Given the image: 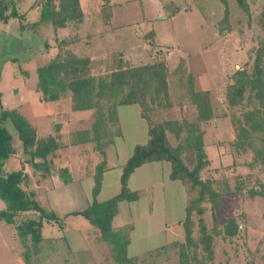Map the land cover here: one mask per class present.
Returning a JSON list of instances; mask_svg holds the SVG:
<instances>
[{
    "label": "rangeland",
    "instance_id": "374dc122",
    "mask_svg": "<svg viewBox=\"0 0 264 264\" xmlns=\"http://www.w3.org/2000/svg\"><path fill=\"white\" fill-rule=\"evenodd\" d=\"M116 1L112 5V23L107 24L102 17L99 10L101 0H81L86 14L84 22L69 23L66 27L57 30L48 24L39 23V10L31 8L35 0H24L17 5L20 13H27L26 18L22 21L23 26L19 19L10 18L6 21L0 13V112L2 108L18 109L37 128L41 137L50 135L54 132L55 125L61 124L60 140L67 146L57 152L53 172L67 167L74 174L75 179V183L64 187L59 182V175L54 173L47 178L45 185L37 188V191L33 183V179L36 177L30 176L29 180L32 182L27 189L35 192L36 199L42 206L50 208L53 201H51L48 190L59 188L54 190L56 195H62V198L56 202L57 212L61 214L70 210H78L81 207L80 195L82 201L87 199L91 202L93 198L92 187L97 167L95 164L97 154L93 152L89 155L81 154L83 148L87 150L88 146L91 145L81 147L69 144L72 132L91 127L95 119V111H71L70 98H63L58 103L40 102L41 94L36 90L37 68L51 62L61 53L57 42L65 39L70 43L67 47L64 45L66 47L63 48L64 52L72 51L76 55L81 54L83 57L91 58L92 68L96 73L108 70L116 60L120 59L134 58L137 61H146L144 32L149 29L156 32V41L159 44L170 47L171 61L169 64L174 67L179 65L178 63L182 59H185L184 63L187 62L190 72L195 77L196 88L199 91L210 90L217 114L226 117L215 118L207 126L203 125L206 131L204 142L210 160V166L203 172V178L214 180L215 188L221 193L226 188L227 180L231 182V187L238 185V179L243 180V189H246L247 192L252 187L263 184L264 172H261L260 175L256 172L253 175L245 167L246 163L251 161V154L236 156L231 152L228 143L231 142L233 136L232 116L233 114L239 116L241 111L239 109L229 110L224 95L225 87L234 71L243 68L251 71L256 48L259 43L264 44V27L259 19L263 0H246L250 6V15L240 7L238 0H227L229 16L227 23L222 25L223 34L219 32V26L221 20L224 19L225 5L217 0H200L199 7H193L190 12L182 11L175 17H166L163 20L153 22L151 25L142 21L141 0ZM172 1L176 6L184 5L183 0ZM172 1L165 0L169 4ZM188 1L191 4V9L194 2L193 0ZM11 10L9 9L6 14H10ZM124 27L130 37L128 41L111 42L113 39H110V43L107 45L100 43L108 37H116L118 31ZM89 35L92 37L87 38ZM63 57H66L65 53ZM113 60L115 61L113 62ZM186 73L189 72L186 71ZM179 74H181L180 71ZM120 107L119 115L121 114L123 133L116 138L107 152L108 159L117 166L124 162L130 154L133 144L140 142L142 134L147 129V123L137 116L136 106H134L136 110L127 108V106L120 110ZM195 115V107L185 105L183 108H174L170 111L169 116L163 112L157 114L156 118L157 120L171 118L191 120ZM6 126L14 135L16 148L15 156L7 160L4 165V169L11 172L21 168L23 161L26 162L25 165H29L27 164L28 157L23 153L22 144L17 133H14L13 126L9 122ZM176 141L173 136L174 145ZM226 155L229 158L234 157L235 162L226 161L229 159ZM186 162L192 165L188 159ZM234 163L237 164L235 170L226 171L227 167L232 168ZM78 167H80V174L84 175L81 178L77 177L78 175H75L74 172L78 170ZM117 171L118 169H115L110 172L108 176L110 184L116 177ZM27 172L30 173L31 170L28 168ZM156 172L138 174L134 179L133 186L141 189L149 183H155L154 181L162 176L161 170ZM249 175L252 177L248 178ZM164 178L168 193V185L171 182L166 175ZM106 191L102 190V195L106 194ZM225 193L226 191L222 193L221 200L219 199L215 205L208 200L204 201L202 203L205 210L203 215L199 216L197 213H193L194 237L201 236L199 229L201 218H203L208 231L213 233L215 229L223 226L227 214L232 213L234 215L248 209L251 224L242 235L236 238H228V240L223 235L214 237L213 264H264V198L258 197L251 200L248 197L249 194L245 192L242 194L232 192L229 195ZM146 194V192L145 194L141 193V202L139 201L140 204L145 203L143 205L145 207H141L144 213L146 207L149 206L146 204ZM240 195H246L248 199H242ZM189 198L191 200V197ZM4 206V202L0 199V208H4ZM223 210L225 215L222 216ZM166 212H168L167 208ZM138 224L142 225L143 220L138 221ZM63 229L64 231H61L62 229L58 226L45 223L42 231L45 240L39 247L31 246L27 249L21 240H14V236L10 232L11 229L6 228L9 248L6 251L0 245V264H4L3 261L6 256H9L7 264H52L46 259V250L50 255L54 253L56 262L58 261L57 264H92L90 253L96 257V251H92L89 249L90 247L87 248L88 239L83 234L86 231L87 233L91 231V236L96 235L94 229L91 230L90 223L80 215H70L66 219ZM80 230H82L81 234ZM56 237L62 239L63 244L56 246V241L60 240L59 238L55 240ZM69 242L74 252L72 254H69L70 250L67 244ZM99 244L104 247L105 253L109 255L105 243L100 242ZM173 244L174 242L170 243L169 248H163L160 252L155 250L152 255L147 257V263L177 264L178 249L171 248ZM57 250H60L59 254ZM171 253H174L173 256L167 259ZM13 257L16 258L14 262ZM106 258H104L103 253L101 258L94 259L100 260V264H102L103 259Z\"/></svg>",
    "mask_w": 264,
    "mask_h": 264
},
{
    "label": "trees",
    "instance_id": "16d2710c",
    "mask_svg": "<svg viewBox=\"0 0 264 264\" xmlns=\"http://www.w3.org/2000/svg\"><path fill=\"white\" fill-rule=\"evenodd\" d=\"M24 0H0V13L6 21L10 18L19 19L21 25L27 13H20L17 5ZM168 17L178 13L190 12L193 7H199L200 0H193L191 7L188 0L184 5L176 6L161 0ZM225 5L224 19L221 20L219 32L228 21L229 7L227 0H217ZM240 7L250 15V6L246 0H238ZM90 4V3H89ZM113 0H101L100 11L104 21L109 24L113 15ZM187 7V8H184ZM31 8L40 12L39 23L48 24L54 30L66 27L69 23L84 22L86 14L81 0H35ZM12 9L10 14L6 12ZM6 14V15H5ZM264 27V0L259 15ZM92 35L87 36V38ZM146 61L134 58L113 60L108 70L96 73L92 68L91 58L64 52L70 41L57 42L60 54L51 62L37 68L38 80L36 90L41 94L40 102H61L70 98L71 111H95V119L89 129L72 132L70 145L85 147L81 154L91 152L101 157L94 175L95 186L93 201L81 211L70 215L82 216L94 228L97 238L105 243L114 264H134L128 257L129 230L131 226L115 229L113 222L118 214V206L123 201H137L139 193L129 188L132 174L145 164L153 162H168L171 165L170 178L181 181L187 190V216L183 222L185 240L174 242L171 248L178 249L177 264H213L214 237L234 238L239 234L237 217L226 221L213 233L209 232L203 220L200 219V237H194L193 213L203 215L202 203L206 200L213 205L222 198V193H248L251 198H264V183L252 187L250 191L243 189V180L238 179V185L231 187L227 180L226 188L218 191L215 181L203 178V172L210 166L204 137L205 128L219 116L213 105L210 90L199 91L195 86V77L190 72L185 59L179 65L172 67L170 47L162 46L156 41L155 33L145 34ZM66 45V47H64ZM64 53L66 57L64 56ZM170 53V54H169ZM148 54V56H147ZM122 58V57H121ZM173 68V69H172ZM179 71L181 74H179ZM189 72V73H186ZM225 103L229 110L239 109L241 114H233V136L228 143L232 154L243 156L251 154V161L246 163L250 174L264 172V44L259 43L253 59L252 70L246 68L234 71L224 90ZM1 100V98H0ZM136 106L140 117L148 124V141L136 145L122 168L120 183L121 191L106 201H98L97 196L102 187L103 174L107 168V149L115 138L123 132L118 117L120 106ZM192 105L196 109L193 119H162L157 120V114L169 116L174 108ZM13 126L14 133L20 140L23 153L27 155V165L23 161L21 168L6 171L5 162L15 156L14 135L6 124ZM61 124H56L54 132L41 137L37 128L18 109H3L0 112V199L5 208L0 210V222L13 225L22 244L29 249L39 247L45 240L42 231L45 223L56 225L63 230L66 217L59 216L55 211L42 206L36 199L35 192L29 191L31 170L37 180H43L57 173L64 184L72 181V175L67 167L55 169L57 152L67 145L61 142ZM175 137L176 144L172 142ZM191 161V164L186 162ZM235 162V161H234ZM235 165V166H234ZM237 164L226 171L235 170ZM258 168H262L261 170ZM56 175V174H55ZM249 175L248 178H251ZM240 180V181H239ZM242 185V186H241ZM224 194V195H225ZM168 245L165 248H169ZM70 250V249H69Z\"/></svg>",
    "mask_w": 264,
    "mask_h": 264
},
{
    "label": "crops",
    "instance_id": "0c3cea01",
    "mask_svg": "<svg viewBox=\"0 0 264 264\" xmlns=\"http://www.w3.org/2000/svg\"><path fill=\"white\" fill-rule=\"evenodd\" d=\"M129 1H132V0H129ZM113 2H117V1L114 0ZM99 10H100V6H99ZM140 10H141V14H142V21L149 23V25H151L153 22H155L157 20H163L164 18L168 17V14L164 10V6H163V3L161 0H141ZM177 15H179V13ZM112 18H113V15H112ZM111 21H112V19H111ZM118 28H119V26L117 27V29ZM125 29H126L125 27L121 28L118 31V35L116 37H108V38L104 39L103 41H101L100 43L103 45H107L108 43H110L109 42L110 39L111 40L113 39L111 42L128 41L130 37L128 36V32ZM152 31L155 33V38H157L156 32L153 29L152 30L149 29L148 31L146 30V32H144V33L145 34L151 33ZM93 36H95V35H93ZM107 36H110V35L107 34ZM145 56H146V53H145ZM147 56H148V54H147ZM124 107H126V106L120 107V110H122ZM127 108L136 110L133 105L127 106ZM137 111H138V113H137ZM137 111H136V113H137L138 118L143 120L140 117V111L138 108H137ZM118 117H119L120 124H121L122 130H123L121 114L119 115V109H118ZM122 133H121V135H122ZM115 140H116V138H115ZM115 140H114V142H115ZM147 141H148V124H147V129H145L144 134H142V138H141L140 142H135L133 144V146L130 150V154L127 156V158L124 160V162L122 164H120L118 166L114 165V163H111L110 159H108V157H107V168L103 174L102 187H101V190L97 196L98 201H100V202L106 201V200L111 199L112 197H114L120 193V191H121L120 178H121L123 166L125 165V163L129 159V157L131 156L135 146L139 145V144H146ZM108 149H107V152H108ZM97 156H96V162H95L96 165H98V163L101 159L100 156H98V159H97ZM226 156H228V155H226ZM227 158H229V156ZM224 160H225V158H224ZM228 160H232L234 162L235 158L230 157L226 161H228ZM223 166H225V165L223 164ZM115 169H118V171L116 173V177L113 179L112 184H110L108 182V181H110L108 179V176H109L110 172L115 170ZM160 170H161L162 176H161V178H158L157 180H155L154 181L155 183H151V184L149 183L148 185H145L144 188L141 187L142 190L133 186L134 179L136 178V176L138 174H140L142 172L154 173L156 171H157L156 173H158ZM74 172L76 173L75 175H78L77 177L81 178L84 176L82 173L80 174V167H78V170L74 171ZM29 174H30V176H33L31 172ZM170 174H171V165L168 162H153V163H148V164L143 165L142 167L138 168L132 174V176L130 177L129 182H128L129 188L132 191H137L138 193H140L139 199L137 201H132V202L123 201V202L119 203L118 214L116 215V217L114 219L113 227L115 229H119L122 227L131 226V228L129 230V245H128L127 252H128V257L134 260V262H133L134 264H150L151 262L147 263V257L149 255H152L155 252V250H159L158 252H160L163 248L167 247L172 242H182L185 240L186 236H185V230H184L183 222L185 221L186 216H187L186 209L188 206V193H187L185 185L181 181L172 180L170 178ZM71 175H72V181L69 184H64L61 181V179H59L60 180L59 182L62 185H64V187L72 185L73 183H75L74 182L75 179H74V174L72 172H71ZM165 175L168 178V180L171 182L168 185V189H169L168 193L166 192V185H165V178H164ZM35 177L36 176H33V178H35ZM46 180L47 179H43V180L38 181V180H36V178L33 179V183L36 186L35 189L38 191L37 188L41 187V185H45ZM31 182H32V180H29V185H31ZM107 183H109V184H107ZM176 184H178V185H176ZM109 185H111V186H109ZM94 186H95V180H94V185L92 187V195H93ZM57 189H59V188L48 190V192L51 195V201H53L51 204L52 207H50L49 209L55 211L59 216H63V217L65 216L66 219L68 218V216H70V213L83 210L93 201V198H92L91 202H89V200H87V199L85 201H82V198L80 195V206H81L80 209L70 210L68 212H64V213L60 214L57 212L56 202L62 198V195H56L55 194L54 190H57ZM102 190H107L106 194L102 195ZM145 192L147 193L146 194V196H147L146 197V200H147L146 204L149 206L146 207L147 209H146V212L144 213L142 211L141 207H145V206H143L145 203L140 204V202H141L140 196H141V193L145 194ZM80 194H82V193L80 192ZM246 195H240V197H242V199H248V197L251 198L250 196L246 197ZM256 198H258V197L251 198V200L256 199ZM167 201H169V203H167ZM4 208H5V206H4ZM4 208L1 207L0 210H2ZM166 208L168 209V212H166ZM148 209H151V210L149 211ZM152 213H154V214H152ZM223 215H225L224 210L222 212V216ZM72 216H74V215H72ZM169 216L171 218H168ZM235 217H237V219L240 220V222H239V234H238V236H240L245 232V230L247 228L250 227L251 221H250L249 210L245 209L244 211H241L239 213H235L234 215H232V213L227 214V216L224 218L223 223H225L226 221H228L232 218H235ZM141 220H143V224L139 225L138 221H141ZM90 226L92 228L91 230H93L94 229L93 226L91 224H90ZM6 228L11 229L10 232L12 233V236H14V240H20V239H18L19 237H18L16 229L13 225H10L4 221H1L0 222V245L2 247H4L6 249V251H8L7 249L9 248V245H8V240L6 239V234H7ZM61 231H64V229ZM81 232H82V230H80V234H81ZM90 232L91 231H89L87 233V231H86V233H83V234H85V236L88 239L87 243H86L87 248L90 247L89 249H91L94 252L96 251V257L94 256V254L90 253V255H92V257H91L92 264H100V260L96 261V259L98 257L101 258V255L103 253H104V258L107 257L105 260L103 259V263L104 264H114L110 254L108 255L107 253H105L104 247H102V245L99 244L101 241L97 238L98 237L97 234L95 236H91L92 233L90 234ZM95 233H96V231H95ZM89 235L91 236L90 238L88 237ZM82 237H83V235H82ZM236 237H234V238H236ZM58 238L59 237H56L54 239L56 240ZM226 238L228 240L229 237H226ZM56 244H57L56 246H60L61 244H63L62 239L57 240ZM67 244H68V247L70 249L69 254L74 253L71 249V246H72L71 243L69 242ZM59 252H60V250H57L58 254H59ZM45 253H46L45 254L46 259H48L49 262H52V264H57L58 261L56 262V258H55L56 256L54 255V253L50 255V253L47 250L45 251ZM173 254L174 253H171L168 256L166 255L167 259L172 257ZM156 255L159 256L158 254H156ZM94 258H96V259H94ZM53 259H54V261H53ZM15 260H16V258L13 257V262ZM8 261H9V256L8 257L6 256L3 263L7 264L6 262H8Z\"/></svg>",
    "mask_w": 264,
    "mask_h": 264
}]
</instances>
